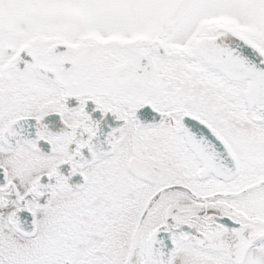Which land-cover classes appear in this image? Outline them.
Listing matches in <instances>:
<instances>
[{"label": "snow or ice", "instance_id": "obj_1", "mask_svg": "<svg viewBox=\"0 0 264 264\" xmlns=\"http://www.w3.org/2000/svg\"><path fill=\"white\" fill-rule=\"evenodd\" d=\"M0 264H264V0H0Z\"/></svg>", "mask_w": 264, "mask_h": 264}]
</instances>
